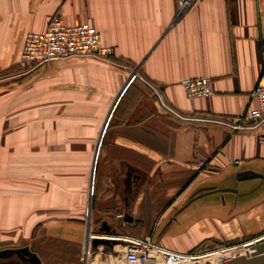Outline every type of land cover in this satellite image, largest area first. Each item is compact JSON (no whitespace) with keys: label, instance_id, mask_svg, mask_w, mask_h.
Wrapping results in <instances>:
<instances>
[{"label":"crops","instance_id":"1","mask_svg":"<svg viewBox=\"0 0 264 264\" xmlns=\"http://www.w3.org/2000/svg\"><path fill=\"white\" fill-rule=\"evenodd\" d=\"M56 12L96 27L117 64L58 60L21 75L25 36ZM176 14L177 0H0V90L28 88V116L0 121V244H25L34 264H79L85 246L111 257L136 238L191 254L264 236V124L206 121L254 105L264 0H196ZM200 76L213 94L187 99L180 81Z\"/></svg>","mask_w":264,"mask_h":264},{"label":"built area","instance_id":"2","mask_svg":"<svg viewBox=\"0 0 264 264\" xmlns=\"http://www.w3.org/2000/svg\"><path fill=\"white\" fill-rule=\"evenodd\" d=\"M195 1L177 0L176 18L182 16ZM113 55V47L102 43L101 34L96 27L86 22L69 26L65 23L62 14L56 12L50 18L44 31L30 32L25 36L21 51L20 73L21 75L33 73L39 68L58 60L93 59L104 63L117 64ZM179 84L185 97L189 100L204 98L213 94L210 81L204 76L184 78ZM148 85L157 95L161 105L176 117L181 118L164 104L158 91L152 85ZM252 97L254 105L243 114L228 119L218 118L206 121L218 124L233 132L252 131L262 126L264 124V64L260 80L252 92ZM97 157L96 153L94 165H96ZM93 169L91 171L92 181L89 187L91 195L94 189L95 168L93 167ZM118 218L122 219L123 215H119ZM123 243V253L121 257L118 256V258H121L122 264H188L200 258V256L193 254L169 251L148 237L125 240ZM91 254V249L85 246L83 259L86 263L84 264H87Z\"/></svg>","mask_w":264,"mask_h":264},{"label":"rangeland","instance_id":"3","mask_svg":"<svg viewBox=\"0 0 264 264\" xmlns=\"http://www.w3.org/2000/svg\"><path fill=\"white\" fill-rule=\"evenodd\" d=\"M12 74L13 75H10L7 78L19 76L18 74ZM20 80L21 79H18V81ZM26 83V81L24 83L21 82L20 84H18V87L15 86L14 91L12 92L0 90V121L5 120L10 125L11 118L16 119V115L18 112L22 119L28 116V88ZM1 242L2 243L0 244V264L35 263V255L33 254L32 250L25 244L22 245L21 243H14L13 240H11L10 238H7L6 240H3ZM263 242L264 236L260 237L259 239H253L249 242L237 243L234 245H218L216 247H212V245L211 248H209L205 252L191 253L193 255L200 256V258L193 260L188 264H224L227 261L235 259L237 260L245 257L250 258L258 255L257 245ZM122 247L123 245L119 247L116 253H114V255L111 257H105L104 255L100 256L97 255V253H92L87 260V264H122L120 258L123 253ZM119 255L120 257L118 258ZM84 263H86V261L81 258L79 264Z\"/></svg>","mask_w":264,"mask_h":264},{"label":"water","instance_id":"4","mask_svg":"<svg viewBox=\"0 0 264 264\" xmlns=\"http://www.w3.org/2000/svg\"><path fill=\"white\" fill-rule=\"evenodd\" d=\"M107 121H108V119H107ZM105 127H106V124H105V126L103 127V129L101 131V136L103 135ZM93 167L95 168V165ZM104 226H105V224H104ZM263 251H264V242L263 243H259L257 245V252H258L257 256H254V257H251V258H248V259L247 258H241V259H238V260L235 259V260L227 261L224 264H264V253H263Z\"/></svg>","mask_w":264,"mask_h":264},{"label":"bare ground","instance_id":"5","mask_svg":"<svg viewBox=\"0 0 264 264\" xmlns=\"http://www.w3.org/2000/svg\"><path fill=\"white\" fill-rule=\"evenodd\" d=\"M93 166H94V165H93ZM254 249H255V248H254ZM254 249H253V250H254ZM263 253H264V251H263ZM243 254H244V253H243ZM240 255H241V254H240ZM256 256H257V255H256ZM253 257H254V256H253ZM245 258H246V257H245ZM250 258H251V257H250ZM247 259H248V258H247ZM237 260H238V259H237Z\"/></svg>","mask_w":264,"mask_h":264}]
</instances>
